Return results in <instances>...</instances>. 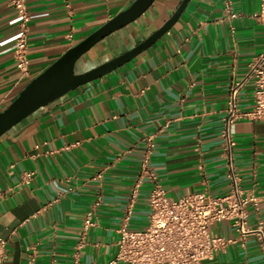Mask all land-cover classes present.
Wrapping results in <instances>:
<instances>
[{
	"label": "crops",
	"instance_id": "1",
	"mask_svg": "<svg viewBox=\"0 0 264 264\" xmlns=\"http://www.w3.org/2000/svg\"><path fill=\"white\" fill-rule=\"evenodd\" d=\"M134 0H27L30 74L15 59L18 16L0 0V112L67 50ZM183 0H156L138 20L93 46L76 72L94 69L142 43ZM190 0L178 21L152 46L107 75L72 90L0 138V239L3 264H109L120 228L142 230L151 184L133 190L154 138L151 167L168 195L190 191L218 197L230 187L223 117L241 83V111L254 105L249 63L264 51L261 0ZM235 165L244 190L260 200L264 220V122L239 120ZM33 172L27 183L25 174ZM99 205L96 206V203ZM94 225L83 234L89 210ZM257 221L251 209V224ZM214 233L235 236L229 222ZM36 252L30 262V254ZM78 255V257H76ZM203 264H264L258 242L232 244Z\"/></svg>",
	"mask_w": 264,
	"mask_h": 264
},
{
	"label": "built area",
	"instance_id": "2",
	"mask_svg": "<svg viewBox=\"0 0 264 264\" xmlns=\"http://www.w3.org/2000/svg\"><path fill=\"white\" fill-rule=\"evenodd\" d=\"M11 4L18 16L14 55L22 77H26L30 74L28 40L31 14L27 0H11ZM226 8L231 16L236 17L229 0ZM256 18L264 26V0H261ZM249 76L254 80L253 107L247 111L239 109L238 95L242 84L235 83L223 117V149L230 181L228 192L215 197L206 190L190 191L179 198L170 197L151 167L155 143L153 137H148L133 190L135 200L143 182L147 180L151 184L148 224L142 230H130L127 226L120 228L118 251L109 264H203L215 259L232 244L239 243L245 247L251 238L258 242L264 259V220L258 215L260 200L241 186L235 165L237 142L232 134V126L239 120L264 122V51L249 63ZM33 176V172H27L25 181L29 183ZM98 205L99 202L96 203ZM251 209L257 215L255 224L250 222ZM94 215L95 208L87 212L84 235L94 225ZM224 221L230 223L235 236L225 237L212 231L213 225ZM7 243V240L0 239V264L6 260ZM35 255L36 252L30 254V262L35 260ZM51 264H56V260Z\"/></svg>",
	"mask_w": 264,
	"mask_h": 264
},
{
	"label": "water",
	"instance_id": "3",
	"mask_svg": "<svg viewBox=\"0 0 264 264\" xmlns=\"http://www.w3.org/2000/svg\"><path fill=\"white\" fill-rule=\"evenodd\" d=\"M156 0H134L130 6L67 50L32 79L11 104L0 112V138L18 123L68 92L95 81L131 61L152 46L178 21L190 0H183L171 18L142 43L86 72H76L77 62L96 44L138 20Z\"/></svg>",
	"mask_w": 264,
	"mask_h": 264
}]
</instances>
